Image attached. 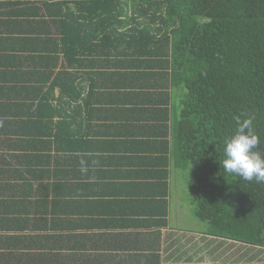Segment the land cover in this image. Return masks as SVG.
I'll return each instance as SVG.
<instances>
[{
    "label": "trees",
    "instance_id": "1",
    "mask_svg": "<svg viewBox=\"0 0 264 264\" xmlns=\"http://www.w3.org/2000/svg\"><path fill=\"white\" fill-rule=\"evenodd\" d=\"M25 10L0 15V264H165L174 169L191 221L264 248V183L219 164L237 116L264 145V0Z\"/></svg>",
    "mask_w": 264,
    "mask_h": 264
},
{
    "label": "crops",
    "instance_id": "2",
    "mask_svg": "<svg viewBox=\"0 0 264 264\" xmlns=\"http://www.w3.org/2000/svg\"><path fill=\"white\" fill-rule=\"evenodd\" d=\"M40 1L42 0H0V15L2 13L9 14L17 21L22 20V24H27L33 16L26 14L25 8L39 6ZM4 4L9 6H3ZM4 7L11 8V11L6 10ZM18 9H24V11H18ZM20 12L21 14H19ZM19 24H21V21ZM129 163L131 164V162ZM132 166H121V169L115 170V172L118 176H124L131 174L129 170L132 168H136V171L141 170L140 166ZM141 167L145 168L144 164ZM177 171L178 169H174L170 178L171 216L169 227L162 231L164 235V243L162 245L163 262L165 264H264V248L262 247H253L214 237L208 234V227L203 226V224L201 225L203 229L185 227L183 222L187 218H184L182 214L184 209L182 204L188 202L183 196L186 195L189 200V194L179 191L181 181L178 174H176L178 173ZM91 176L94 177L93 175ZM98 181L102 180L99 179ZM184 182L186 183L187 181L185 180ZM103 194L109 196L107 197L109 199H114L122 193L117 188L107 187ZM119 203L123 204L122 201ZM190 222L196 224L194 221L190 220Z\"/></svg>",
    "mask_w": 264,
    "mask_h": 264
},
{
    "label": "clouds",
    "instance_id": "3",
    "mask_svg": "<svg viewBox=\"0 0 264 264\" xmlns=\"http://www.w3.org/2000/svg\"><path fill=\"white\" fill-rule=\"evenodd\" d=\"M236 130L223 144L224 159L220 166L228 174L245 181L264 183V151L260 137L254 131L253 117L236 118Z\"/></svg>",
    "mask_w": 264,
    "mask_h": 264
},
{
    "label": "rangeland",
    "instance_id": "4",
    "mask_svg": "<svg viewBox=\"0 0 264 264\" xmlns=\"http://www.w3.org/2000/svg\"><path fill=\"white\" fill-rule=\"evenodd\" d=\"M177 172L178 173H176V174H178V177L180 178V181H181V185H179V191L180 192H184L186 194L187 193L189 194V192L187 190V183L184 182L185 180H187V176H188L187 172H184L183 170H180V169H178ZM183 197L188 201V202H185L183 204L184 209H183V213L182 214H183L184 218H187V220H188L187 221V220L184 219L185 222H183V224L185 225V227H188L189 229H203L201 227V225H199V223L203 224L204 222L197 221L196 219H195L196 220V224H193L192 222H190L189 216H187V215L190 213L189 210L191 208H193V206L191 205L190 201L187 199L186 195H184ZM192 216H191V218H195L193 214H192ZM203 226L207 227V224L204 223Z\"/></svg>",
    "mask_w": 264,
    "mask_h": 264
}]
</instances>
